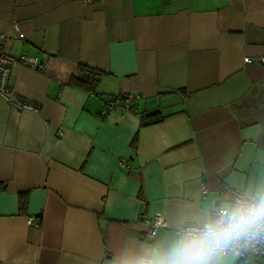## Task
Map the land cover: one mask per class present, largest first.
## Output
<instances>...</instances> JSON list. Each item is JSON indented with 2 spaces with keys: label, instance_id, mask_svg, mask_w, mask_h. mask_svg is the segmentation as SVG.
Wrapping results in <instances>:
<instances>
[{
  "label": "crops",
  "instance_id": "0c3cea01",
  "mask_svg": "<svg viewBox=\"0 0 264 264\" xmlns=\"http://www.w3.org/2000/svg\"><path fill=\"white\" fill-rule=\"evenodd\" d=\"M0 47L45 63L12 65L36 111L0 97V264H133L229 189L264 193V0H0ZM79 66L102 72L93 92L68 84ZM122 92L130 110L102 115Z\"/></svg>",
  "mask_w": 264,
  "mask_h": 264
},
{
  "label": "clouds",
  "instance_id": "9594fccd",
  "mask_svg": "<svg viewBox=\"0 0 264 264\" xmlns=\"http://www.w3.org/2000/svg\"><path fill=\"white\" fill-rule=\"evenodd\" d=\"M264 233V193L222 202L194 227L183 229L163 252L154 250L133 264H214L236 242Z\"/></svg>",
  "mask_w": 264,
  "mask_h": 264
},
{
  "label": "built area",
  "instance_id": "2783aa9c",
  "mask_svg": "<svg viewBox=\"0 0 264 264\" xmlns=\"http://www.w3.org/2000/svg\"><path fill=\"white\" fill-rule=\"evenodd\" d=\"M14 29L17 33V36L19 38H22L23 33L20 31L18 24H14ZM255 60L260 63H264V57H257L255 58ZM244 61L250 62L252 60L250 57H245ZM16 62L29 66L38 71H43L45 69V63L40 61L39 57L36 55L30 56L22 54L19 56H12L8 52L4 51L2 47H0V97H2L8 104L12 105L18 110L28 109L36 111L37 108L34 105L21 100L11 87L10 77L12 73V65ZM134 97L135 96L133 94L127 92H122L117 96H108L104 101L101 114L103 115L116 107H120L124 111L130 110L129 102L134 99ZM120 166L127 168L128 164L125 160H123L120 162ZM201 191L205 196L207 193V186L202 185ZM229 193L231 196L230 202H234L235 200L240 198L248 200H251L253 198L244 197L239 192L233 189H229ZM26 221L28 224L33 225L37 224L39 220L37 216H28ZM147 222L149 224V235L151 237H154L157 234L158 230L163 229L167 226L165 218L160 214L151 216L150 218H148ZM197 225L198 223H184L179 226L178 233H180L183 229L194 227ZM223 253H231L238 258H264V233H261L258 237L255 238L238 241L233 246L226 249Z\"/></svg>",
  "mask_w": 264,
  "mask_h": 264
},
{
  "label": "trees",
  "instance_id": "16d2710c",
  "mask_svg": "<svg viewBox=\"0 0 264 264\" xmlns=\"http://www.w3.org/2000/svg\"><path fill=\"white\" fill-rule=\"evenodd\" d=\"M101 76H102V72H100L99 70H95L86 66H79L77 74L69 80L68 84L77 88H81L93 92ZM161 118L162 117L158 113H153L142 117L140 124L141 125L150 124L161 120ZM1 187L2 185L0 184V188ZM19 202L21 208H24L26 204L25 194H19Z\"/></svg>",
  "mask_w": 264,
  "mask_h": 264
},
{
  "label": "water",
  "instance_id": "95a60500",
  "mask_svg": "<svg viewBox=\"0 0 264 264\" xmlns=\"http://www.w3.org/2000/svg\"><path fill=\"white\" fill-rule=\"evenodd\" d=\"M257 84H259V83H256V86H257ZM262 85H264V83H262ZM261 85V86H262ZM257 89H258V87H257ZM262 92H264V91H262ZM259 92H257V94H258ZM262 97H264V96H262ZM249 100H251V101H255V100H258V99H253V97L251 96V99H249ZM261 100V99H260ZM262 101V100H261ZM246 102V101H245ZM243 104H245L244 103V101H243ZM241 105V104H240ZM240 105H238V106H240ZM251 105H254V103L252 102V104Z\"/></svg>",
  "mask_w": 264,
  "mask_h": 264
}]
</instances>
